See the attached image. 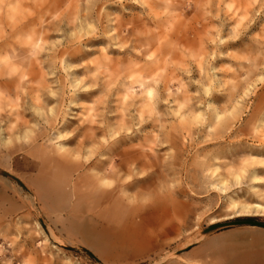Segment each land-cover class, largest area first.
Segmentation results:
<instances>
[{"label": "rangeland", "instance_id": "1", "mask_svg": "<svg viewBox=\"0 0 264 264\" xmlns=\"http://www.w3.org/2000/svg\"><path fill=\"white\" fill-rule=\"evenodd\" d=\"M0 264H264V0H0Z\"/></svg>", "mask_w": 264, "mask_h": 264}, {"label": "bare ground", "instance_id": "2", "mask_svg": "<svg viewBox=\"0 0 264 264\" xmlns=\"http://www.w3.org/2000/svg\"><path fill=\"white\" fill-rule=\"evenodd\" d=\"M91 127V126H89ZM88 127V128H89ZM92 128V127H91ZM90 130V129H89ZM88 130V131H89ZM84 141V140H83ZM90 141V140H89ZM89 144V142H88ZM87 144V145H88ZM91 144V143H90ZM86 145V144H85ZM84 145V146H85ZM78 149V148H77ZM85 149V147H84ZM97 149V148H96ZM100 150V149H99ZM81 152V151H80ZM99 152V151H97ZM99 154V153H98ZM120 154V153H119ZM122 154V152H121ZM125 154V153H124ZM57 159V158H56ZM91 159V158H90ZM52 160V159H51ZM59 160V159H58ZM64 160V159H63ZM92 160V159H91ZM114 160V159H113ZM95 161V160H94ZM117 161V160H116ZM73 162V161H72ZM90 162V161H88ZM64 163V162H63ZM91 164V163H90ZM121 165V164H120ZM137 165V164H136ZM139 166V165H138ZM48 167V166H47ZM115 163H112L109 167H104L103 168V171H111L113 172V170L115 169ZM92 168V167H91ZM125 168V167H124ZM72 170V169H71ZM93 170V169H91ZM119 171V170H117ZM106 173V172H104ZM107 174V173H106ZM48 175V174H47ZM42 176V175H41ZM112 176V175H111ZM114 176V175H113ZM101 177V176H100ZM110 177V176H109ZM47 178V177H46ZM44 179V178H43ZM99 179V177H98ZM106 180V179H105ZM46 182V181H45ZM53 182V181H52ZM59 182V181H58ZM61 182V181H60ZM50 183V182H49ZM53 184V183H52ZM59 184V183H58ZM43 185V184H42ZM55 186V185H54ZM43 187V186H42ZM33 188V186H32ZM54 188V187H53ZM41 189V188H40ZM124 189V188H123ZM33 190V189H32ZM43 190V188L41 189ZM52 190V188H51ZM56 190V188H55ZM40 191V190H39ZM118 191V190H117ZM61 192V191H60ZM123 192V191H122ZM53 194V193H52ZM2 195V194H1ZM47 195V194H46ZM62 196V195H61ZM65 196V195H64ZM41 197V196H40ZM127 197V196H126ZM64 198V197H63ZM67 197H65L66 199ZM50 199V198H49ZM41 200V199H40ZM38 201V200H37ZM50 201V200H49ZM122 199L120 197H117L115 196L112 192H103L101 193L100 195H98L96 197V199L94 200L93 198V201L92 202V207L91 206H87L83 203V200L82 198L78 200L76 206H75V210H76V213L78 214V212H83L85 211L84 213H89L88 217H82L84 219V221H87V222H92V223H95V224H110V223H113V224H117V223H121L122 221V217L120 215H118V207L121 203ZM132 202V200H131ZM44 204V203H43ZM46 206V205H45ZM130 207V206H129ZM133 207V206H132ZM36 209V208H35ZM60 209V208H59ZM134 208L129 211L130 212V215H133V212H134ZM137 210H138V207H137ZM60 211V210H59ZM61 212V211H60ZM129 214V213H128ZM139 214V213H138ZM127 215V214H126ZM130 215H129V218L128 219H131L130 218ZM145 216V215H144ZM77 217H80V216H77ZM76 217V218H77ZM144 218V217H143ZM124 221V219H123ZM127 221V220H126ZM129 221V220H128ZM160 221V220H159ZM123 224V223H122ZM121 228V227H120ZM89 230H92L91 232L87 230L88 233H86L85 235V239L89 242H93V241H96V229H90ZM120 230V229H119ZM119 233V232H118ZM53 234V233H52ZM120 234V233H119ZM121 235V234H120ZM53 236V235H52ZM5 237V236H4ZM3 237V238H4ZM122 237V236H121ZM57 238V237H56ZM127 237H125V240H126ZM104 239V238H103ZM115 240L113 241V244H119L120 243V240L118 238H114ZM122 242V241H121ZM123 243V242H122ZM125 243V242H124ZM116 246V245H115ZM122 246V245H121ZM117 247V246H116ZM115 247V248H116ZM107 249V248H106ZM105 249V250H106ZM110 249V248H109ZM104 250V249H103ZM102 250V251H103ZM115 250V249H114ZM107 252V251H106ZM105 253V252H103ZM112 253V252H111ZM110 254V253H109ZM108 254V255H109ZM41 256V255H40Z\"/></svg>", "mask_w": 264, "mask_h": 264}, {"label": "snow or ice", "instance_id": "3", "mask_svg": "<svg viewBox=\"0 0 264 264\" xmlns=\"http://www.w3.org/2000/svg\"><path fill=\"white\" fill-rule=\"evenodd\" d=\"M129 27L131 28L132 26L129 25ZM98 43H100V42H98ZM128 51H132V49L129 48ZM121 54L124 55V56H127L128 55V52L127 51L126 52H122ZM85 58H86L85 56H79V57H76V60L78 61L80 59H85ZM129 259L131 260V257H129Z\"/></svg>", "mask_w": 264, "mask_h": 264}]
</instances>
